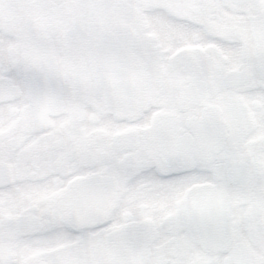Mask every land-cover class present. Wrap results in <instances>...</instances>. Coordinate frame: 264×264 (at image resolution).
<instances>
[{
    "label": "snow or ice",
    "instance_id": "snow-or-ice-1",
    "mask_svg": "<svg viewBox=\"0 0 264 264\" xmlns=\"http://www.w3.org/2000/svg\"><path fill=\"white\" fill-rule=\"evenodd\" d=\"M0 264H264V0H0Z\"/></svg>",
    "mask_w": 264,
    "mask_h": 264
}]
</instances>
